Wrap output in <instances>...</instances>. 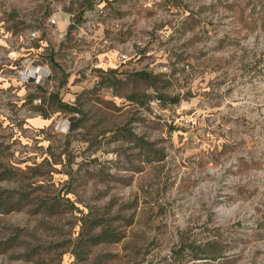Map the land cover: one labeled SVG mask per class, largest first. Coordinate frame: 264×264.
Here are the masks:
<instances>
[{"label": "rangeland", "instance_id": "374dc122", "mask_svg": "<svg viewBox=\"0 0 264 264\" xmlns=\"http://www.w3.org/2000/svg\"><path fill=\"white\" fill-rule=\"evenodd\" d=\"M0 264H264V0H0Z\"/></svg>", "mask_w": 264, "mask_h": 264}, {"label": "trees", "instance_id": "16d2710c", "mask_svg": "<svg viewBox=\"0 0 264 264\" xmlns=\"http://www.w3.org/2000/svg\"><path fill=\"white\" fill-rule=\"evenodd\" d=\"M178 98H172V102H177ZM66 107H69L70 109L78 112V110L76 108L67 106L65 104H63ZM76 126V121H74L72 123L71 128H74ZM76 208V207H75ZM83 217H88V215H83ZM85 220L83 227H87V233L89 234V232L91 230H93L95 227H98L101 225L100 220L98 219H93V220ZM121 239L120 236H118L117 234H115V232H113L112 230L108 229V228H103L102 231L99 234H94V235H90L88 236L87 240L89 242L90 245H97L103 242H118ZM189 238H181L180 242L182 243L183 246H185L186 244L190 247H193V254L195 256L198 255H202L204 258H210V259H216L219 255V253L221 252L222 248L219 244L218 241L214 240V241H209L205 244H198V245H194V241L191 242H186V240Z\"/></svg>", "mask_w": 264, "mask_h": 264}, {"label": "built area", "instance_id": "2783aa9c", "mask_svg": "<svg viewBox=\"0 0 264 264\" xmlns=\"http://www.w3.org/2000/svg\"><path fill=\"white\" fill-rule=\"evenodd\" d=\"M51 23L55 24V23H56V20H55V19H52V20H51ZM32 36H36V33L33 32V33H32Z\"/></svg>", "mask_w": 264, "mask_h": 264}]
</instances>
